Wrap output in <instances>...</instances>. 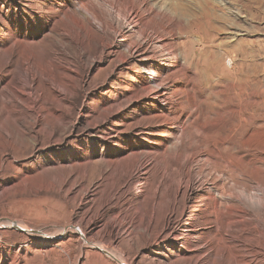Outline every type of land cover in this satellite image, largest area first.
Segmentation results:
<instances>
[{
  "label": "rangeland",
  "instance_id": "obj_1",
  "mask_svg": "<svg viewBox=\"0 0 264 264\" xmlns=\"http://www.w3.org/2000/svg\"><path fill=\"white\" fill-rule=\"evenodd\" d=\"M79 1L85 6L90 4L99 16L98 6H107L104 0H0V102L1 93L11 97L6 103L8 109H2L0 103V136L3 128L11 133L8 144L0 140V220L11 221L22 231L36 232H19L10 224L0 227V264H119L85 245L71 229L81 220L85 229V223L98 212L105 218L102 225L108 224L114 215L126 224L121 225L120 238L115 243L124 253L123 264H188L183 261L193 255L188 252L190 248L184 240L175 242L161 235L154 244L138 236L126 243V229L130 226L139 229L143 225L135 207L141 205L144 213L147 202L143 198L136 200V189L129 176L113 175L115 167L127 166L126 157L132 152L140 154L148 150L150 145L146 146L135 135L155 134L156 130L166 133L164 140L160 138L162 144L169 147L175 143L178 133L173 130L172 137L166 124L175 113L168 114L156 106L148 113L142 112L139 104L129 103L122 114L124 119L118 114L110 115L114 105L124 104L122 91L137 90L139 81L147 76L134 61L116 62L123 48L111 54L117 39L110 34L102 39L95 23L83 30L76 27L74 20L78 17ZM221 1L226 2L225 7L229 3L239 9L242 3L251 13L234 16L238 19V36L233 38L226 34L222 24L212 22L211 28L205 30L202 46L219 54L235 44L253 41L254 62L264 68V53L258 50L264 46V0H258V5L255 0H251L252 4L245 0ZM174 3L185 5L193 13L199 12L190 0H149L154 8L170 7ZM215 13L221 18L219 9ZM114 15L124 23L121 17ZM228 24L230 26L231 22ZM191 28L183 26L177 32V43L182 47L189 39L195 45L193 49L201 50L196 34L187 33ZM213 28L217 31L212 32ZM105 44L110 48L105 49ZM103 52L105 57L101 56ZM197 54V51L193 54L195 59ZM195 66L199 68L200 62ZM260 71L256 77L258 85L252 92L256 100L251 107L252 124L238 130L233 138L236 118L227 114L230 112L227 104L234 102L233 90L226 86L230 80L223 79L215 71L211 81L193 82L196 92L204 95V105L198 111L201 118L195 125L225 115L215 125L206 124L204 133L213 135L220 143L229 138L230 144L238 146L245 140H252V148L258 146L264 151V73ZM129 96L127 94L126 98ZM28 102H33V110L26 107ZM128 139L131 142L125 141ZM260 159L262 162L254 166L264 169V154ZM259 176L262 175L256 178ZM150 182L157 183L156 173L151 174ZM118 191H127L120 204L107 213L106 208L98 211L102 202ZM91 195L95 204L84 205ZM182 207L180 204L176 215L171 216L173 227L182 226L186 220L185 215L181 216ZM167 213L165 209L158 215L150 234L162 231ZM118 221L112 227L118 228ZM63 229L66 230L61 233ZM109 231L108 228L98 236L94 233V242L109 241ZM38 233L56 238L49 245L35 235ZM236 235L239 240L232 245H247L237 247L242 252L234 250L231 253L236 263L241 264L242 257L246 256V264H264V256L244 242L250 234ZM200 246L205 247V256L210 244ZM206 261L208 257L205 256ZM232 263L234 259H230L229 254L221 262Z\"/></svg>",
  "mask_w": 264,
  "mask_h": 264
},
{
  "label": "bare ground",
  "instance_id": "obj_2",
  "mask_svg": "<svg viewBox=\"0 0 264 264\" xmlns=\"http://www.w3.org/2000/svg\"><path fill=\"white\" fill-rule=\"evenodd\" d=\"M104 1L106 7L98 6L100 16L90 4L85 6L79 1L78 17L74 20L76 27L83 30L90 23H95L102 39L108 34L117 39V46L112 49L111 54H116L118 48H123L124 52L116 56V62L127 64L129 61H134L139 70L147 76L139 81L137 90L122 91L125 97L124 104L114 105L110 115L115 117L118 114L124 119L122 114L129 103L139 104L141 111L147 113L154 106L160 107L163 112L175 113V117L168 118L166 124L170 127L168 130L172 137H174L173 130H176L179 136L175 143L167 147L161 143V139L166 138V133L155 130V134L145 132L135 135V138H139L146 146L150 145L148 150L140 154L132 152L126 157L127 166L115 167L113 175L129 176L131 185L136 189L134 193L136 200L143 198L147 202L144 213L140 209L141 205L135 207L134 211L143 225L139 229L134 226L126 229L124 233L126 243L140 236L146 237L147 241L155 244L163 235L175 242L184 240L188 243L190 248L188 252L193 256L185 259L183 261L185 263L221 264L225 255L229 254L230 259H234L232 264H238L231 253L234 250L239 252L238 248L247 245L241 243L237 248L232 244L239 240L237 233L246 232L250 237L244 242L264 256V169L254 166L262 162L260 157L264 154L263 149L258 146L252 148V140L241 141L238 146L230 144L229 138L220 143L213 135L204 133L206 124L215 125L222 121L225 115H217L206 124L195 125L201 118L198 111L204 105V95L196 92L193 82L200 80L203 83V79L204 82L211 81L215 71H218L223 79L230 80L226 86L233 90L234 102H231V105L227 104L230 108L227 114H232L236 118L233 138L238 130L252 124L251 107L256 104L252 95L253 87L258 85L257 72L261 70L260 72L264 73V68L254 62L255 43L244 41L235 44L230 50H222L219 54L202 46L205 42L203 37L205 30L211 28L212 22L222 24L230 37H237L236 20L238 19L235 17L242 13L249 14V7L242 3L241 9L229 3L225 7L226 2L221 0H190L191 5L199 11L193 13L188 7L179 3H174L170 7L154 8L149 4V0ZM245 1L251 3V0ZM255 2L259 4L258 0ZM222 7L224 8L221 9ZM217 9L222 13L221 18L215 13ZM114 14L121 17L124 23H121ZM228 21L231 22L230 26ZM183 26L192 27L187 33L194 34L193 36L196 34L201 50L193 49L195 45L189 39L180 47L176 36ZM214 30L217 31L213 28L212 32H216ZM104 48L109 49L110 45L105 44ZM258 50L264 53V46ZM195 51L198 52L196 59L193 56ZM101 56L105 57V52ZM194 61L195 64L197 61L200 62L199 68L195 66ZM127 94L130 96L126 98ZM10 100L11 97L1 93L2 109H8L6 103ZM33 106V102L26 104L30 110H33ZM12 123L14 126L15 122ZM2 133L1 142L8 144L11 138L10 131L3 128ZM125 141L131 142L129 139ZM179 145L182 146L181 149L178 148ZM114 147L119 148L117 145ZM152 173L157 174V183L154 185L150 182ZM259 173L262 176L256 178ZM120 192L118 191L111 199L103 201L98 211L102 208L107 209L106 213L114 210L127 191ZM86 199L84 205L95 204L92 195ZM180 204L183 205L181 216L185 215L186 220L182 226L173 227L171 216L176 215ZM165 209H168V213L163 218L162 231L150 234V228L158 221V215ZM104 220V216L98 212L85 223V229L89 230L87 233L82 228V220L71 226V229L78 234L85 245L91 249L95 248L96 253L102 252L108 258L123 264L124 253L115 243L120 238L121 225L126 224L118 221L117 215H114L108 224L102 225ZM115 221H118V228L112 227ZM6 224H9L8 220H0V227ZM108 228L110 240L102 244L95 243L93 234L98 236ZM65 230L60 231L64 233ZM35 235H39L47 244L56 238L44 233ZM190 239L195 241L191 243ZM202 243L210 244L205 255L208 257L206 262L203 255L206 252L205 247L200 246ZM245 258L246 256L242 257L241 264H246ZM226 261L229 263V260Z\"/></svg>",
  "mask_w": 264,
  "mask_h": 264
},
{
  "label": "water",
  "instance_id": "obj_3",
  "mask_svg": "<svg viewBox=\"0 0 264 264\" xmlns=\"http://www.w3.org/2000/svg\"><path fill=\"white\" fill-rule=\"evenodd\" d=\"M8 223H9L12 227H14L16 230H18L19 232H24V233H36V232H33V231H22V230H20V229H18V228L16 227L15 223H13V222H11V221H9V220H8Z\"/></svg>",
  "mask_w": 264,
  "mask_h": 264
}]
</instances>
